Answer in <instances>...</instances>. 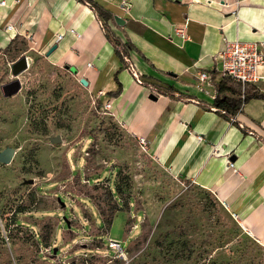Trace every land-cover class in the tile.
<instances>
[{
	"label": "rangeland",
	"instance_id": "374dc122",
	"mask_svg": "<svg viewBox=\"0 0 264 264\" xmlns=\"http://www.w3.org/2000/svg\"><path fill=\"white\" fill-rule=\"evenodd\" d=\"M28 49L0 53V153L16 150L0 162V264H264L211 192L166 173L74 74Z\"/></svg>",
	"mask_w": 264,
	"mask_h": 264
},
{
	"label": "crops",
	"instance_id": "0c3cea01",
	"mask_svg": "<svg viewBox=\"0 0 264 264\" xmlns=\"http://www.w3.org/2000/svg\"><path fill=\"white\" fill-rule=\"evenodd\" d=\"M94 1L107 24L81 0H0V50L26 42L25 53L86 80L161 169L211 192L264 247V99L236 115L214 105L220 85L235 99L264 95V82L243 87L215 60L227 39H261L264 0ZM108 34L132 46L127 67Z\"/></svg>",
	"mask_w": 264,
	"mask_h": 264
},
{
	"label": "built area",
	"instance_id": "2783aa9c",
	"mask_svg": "<svg viewBox=\"0 0 264 264\" xmlns=\"http://www.w3.org/2000/svg\"><path fill=\"white\" fill-rule=\"evenodd\" d=\"M215 60L221 65V74L224 78L243 87L264 82V75L262 73V69H264V28L261 31V39L256 41L227 39L224 51L217 54ZM134 74L138 82L142 84L140 77L135 72ZM199 77L204 82L208 78V73H201ZM104 104L105 109L110 110V102ZM223 112L226 113V111ZM139 141L142 145H146L144 139H140ZM233 165L231 163V166ZM3 239L7 246L11 245L9 235L5 230L3 231ZM109 245L115 250H122V243L119 241L109 239Z\"/></svg>",
	"mask_w": 264,
	"mask_h": 264
},
{
	"label": "trees",
	"instance_id": "16d2710c",
	"mask_svg": "<svg viewBox=\"0 0 264 264\" xmlns=\"http://www.w3.org/2000/svg\"><path fill=\"white\" fill-rule=\"evenodd\" d=\"M81 1L83 3H88L91 6V8L96 12L98 17L103 21L104 25L107 24L108 21L112 19V13L108 11L107 9H105L104 7L100 6L94 0H81ZM108 39L113 44L116 54L119 56L121 61L124 63V66L127 67V65L129 64L127 60L130 57L129 51L132 49V46L128 43L123 44L120 41V39H118L117 37L111 34H108ZM0 53H2L1 50H0ZM21 68L24 69L25 64L17 63L15 65V71L21 70ZM119 93H120V90L117 93H110L109 96L114 97V96H117ZM159 93L161 92L159 91ZM223 93H224L223 87L221 85L218 86L217 97L215 99L214 105L218 109L224 110L226 111V113L230 115H236L240 111V109L243 107V105L252 99H264L263 94H247L242 100V99H235V98L227 97L223 95Z\"/></svg>",
	"mask_w": 264,
	"mask_h": 264
},
{
	"label": "water",
	"instance_id": "95a60500",
	"mask_svg": "<svg viewBox=\"0 0 264 264\" xmlns=\"http://www.w3.org/2000/svg\"><path fill=\"white\" fill-rule=\"evenodd\" d=\"M115 21L117 24L119 25H124V21L119 18V17H115ZM56 49V47H53L50 52L48 53V55H50L54 50ZM26 69V67L22 70L24 71ZM81 84L84 85L85 87L88 86V82L84 79L81 80ZM22 89V83L20 82L19 79H16L15 81H12L6 85H3L1 88V91L3 93V95L7 98L13 97L15 95H17ZM151 99L156 100L155 96H151ZM54 142H61V138L60 137H56L53 139ZM16 155V150L13 148H7L4 151H2L0 153V162L4 163L6 165L12 163L14 157ZM33 181H30V183H32ZM64 205V204H63ZM54 253H57V249H55Z\"/></svg>",
	"mask_w": 264,
	"mask_h": 264
}]
</instances>
